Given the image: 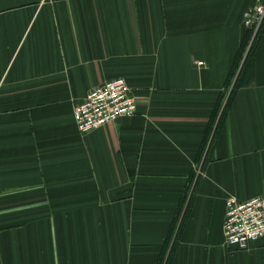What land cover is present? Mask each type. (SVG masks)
<instances>
[{
	"label": "crops",
	"instance_id": "1",
	"mask_svg": "<svg viewBox=\"0 0 264 264\" xmlns=\"http://www.w3.org/2000/svg\"><path fill=\"white\" fill-rule=\"evenodd\" d=\"M257 3L0 0V264H264V236L224 233L229 195H264ZM119 77L136 112L79 131Z\"/></svg>",
	"mask_w": 264,
	"mask_h": 264
},
{
	"label": "built area",
	"instance_id": "2",
	"mask_svg": "<svg viewBox=\"0 0 264 264\" xmlns=\"http://www.w3.org/2000/svg\"><path fill=\"white\" fill-rule=\"evenodd\" d=\"M263 20L264 0H258L254 7L246 11L244 22L255 34ZM135 101L132 88L123 77L95 85L74 108L79 131L88 133L116 118L133 115L137 110ZM224 233L228 245H234L238 249H245L250 241L263 237L264 195L241 202L235 195H229L226 199Z\"/></svg>",
	"mask_w": 264,
	"mask_h": 264
},
{
	"label": "trees",
	"instance_id": "3",
	"mask_svg": "<svg viewBox=\"0 0 264 264\" xmlns=\"http://www.w3.org/2000/svg\"><path fill=\"white\" fill-rule=\"evenodd\" d=\"M250 34H251V31L248 30V32L246 34V37L244 39V42L242 43L243 46H242L241 53L244 51V49H245V47L247 45V42H248V40L250 38ZM254 43H255V41H254ZM254 43L251 45L250 50H249L250 52H249L248 55H250V53H252V51L254 49ZM238 64H239V61L237 62V65H236L235 69L231 73V77L229 78V81H228V85L229 86L231 85L232 80H233V78L235 76V73H236L235 70H237ZM249 65H250V63H249L248 59H245V62H244L243 67H242V70H241L239 76L236 78V82L233 83V87H232V90H231L230 94L228 95V97H226L227 100H226L225 106L223 108V112L221 114L220 119H222V117L225 115V113L227 111V107H228V105H229V103L231 101V98H232V95H233L235 89L238 86H240L242 83L243 84H248L250 82L251 79H250V70L249 69H251V68H250ZM242 76H244V78H242Z\"/></svg>",
	"mask_w": 264,
	"mask_h": 264
}]
</instances>
